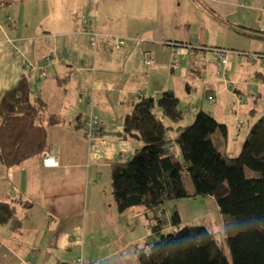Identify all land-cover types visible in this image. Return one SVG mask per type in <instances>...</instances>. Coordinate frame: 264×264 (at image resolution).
I'll use <instances>...</instances> for the list:
<instances>
[{
    "label": "crops",
    "instance_id": "obj_1",
    "mask_svg": "<svg viewBox=\"0 0 264 264\" xmlns=\"http://www.w3.org/2000/svg\"><path fill=\"white\" fill-rule=\"evenodd\" d=\"M85 23L100 36L95 50ZM216 49L233 51L226 72ZM24 76L62 123L47 126L41 155L10 169L0 162V202L15 211L0 224V264H138L158 239L152 218L164 233L175 211L191 226L181 207L192 198L117 210L112 164L141 147L124 120L141 98L171 90L184 112L180 126L210 113L227 127L215 143L236 157L264 116V0H0V97ZM91 116L101 120L92 142L81 127ZM203 199L219 211L214 197Z\"/></svg>",
    "mask_w": 264,
    "mask_h": 264
},
{
    "label": "trees",
    "instance_id": "obj_2",
    "mask_svg": "<svg viewBox=\"0 0 264 264\" xmlns=\"http://www.w3.org/2000/svg\"><path fill=\"white\" fill-rule=\"evenodd\" d=\"M183 115L180 100L171 90L134 103L124 129L141 147L131 160L112 164L117 210H156L169 201L214 197L231 258L213 231L182 226L175 211L171 216L174 229L168 233L162 232L164 222L159 217L152 218L158 239L148 253L139 256L138 264H264V116L250 127L239 154L229 157L214 141L216 133L226 139L225 124L200 110L191 124L180 126ZM60 123L61 118L47 113L28 76L22 77L0 97L1 164L10 169L44 153L47 126ZM171 145L178 147L179 155L169 153ZM247 169L255 176L248 178ZM184 170L192 179V193L186 189ZM14 215L12 207L0 202V224L14 221Z\"/></svg>",
    "mask_w": 264,
    "mask_h": 264
},
{
    "label": "built area",
    "instance_id": "obj_3",
    "mask_svg": "<svg viewBox=\"0 0 264 264\" xmlns=\"http://www.w3.org/2000/svg\"><path fill=\"white\" fill-rule=\"evenodd\" d=\"M84 34L90 36L91 41H90V46L92 49H96L98 46V39H99V34L97 32H94L90 29V26L88 23L84 24ZM125 45V41L119 40L116 42V48L121 49ZM16 51H18V48H15ZM217 53V61L219 63V66L223 69V72H226V69L229 64V57L233 53L230 50L227 49H216ZM145 64L147 66H152L153 61L149 56H145ZM53 56H48L45 58V61L43 65L39 68L41 69L43 75H45L46 70L48 67H50L53 64ZM26 69L30 72L33 70V66L28 64L26 66ZM37 69V68H36ZM36 91H40V86H36ZM243 124V121L239 122V126ZM81 127L83 131L86 134V137L90 142L93 140L97 139L100 137V127H101V120L96 117V116H91L87 119H85L81 123ZM169 153L174 154V155H179V149L176 145H171L169 147ZM74 264H103L102 261H93V262H86L83 258H78Z\"/></svg>",
    "mask_w": 264,
    "mask_h": 264
},
{
    "label": "rangeland",
    "instance_id": "obj_4",
    "mask_svg": "<svg viewBox=\"0 0 264 264\" xmlns=\"http://www.w3.org/2000/svg\"><path fill=\"white\" fill-rule=\"evenodd\" d=\"M221 70L223 69L221 68ZM196 103H197L196 105L200 107L199 102H196ZM166 122H169V121H166ZM246 175L248 178L255 176V174L248 169L246 170ZM183 177H184L187 191H191V189H194L192 179L189 173L187 172V170L183 171ZM196 198L198 197H192V199L189 198L191 201H188L187 205H184L181 207L182 214L185 215L184 218L186 217L185 224H189L191 226L210 227V229L213 230L216 236V239L219 241L221 247L223 248L225 255L230 259L231 258L230 251L226 243L227 236L224 230L223 223L221 222L219 211L214 210L209 206V202L206 199H203L206 197L202 196V197H199L198 199ZM189 199H185V200H189ZM201 200H204V201H201ZM188 205L190 207H188ZM195 207H198V209L196 210ZM190 217L194 219L192 218L189 219Z\"/></svg>",
    "mask_w": 264,
    "mask_h": 264
}]
</instances>
